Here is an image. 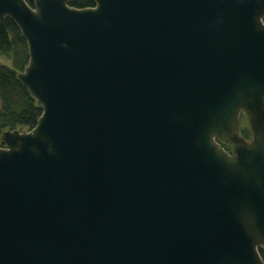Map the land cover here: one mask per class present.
I'll return each instance as SVG.
<instances>
[{
    "label": "water",
    "instance_id": "obj_1",
    "mask_svg": "<svg viewBox=\"0 0 264 264\" xmlns=\"http://www.w3.org/2000/svg\"><path fill=\"white\" fill-rule=\"evenodd\" d=\"M5 16L42 112L1 134L0 264H264V0Z\"/></svg>",
    "mask_w": 264,
    "mask_h": 264
},
{
    "label": "trees",
    "instance_id": "obj_2",
    "mask_svg": "<svg viewBox=\"0 0 264 264\" xmlns=\"http://www.w3.org/2000/svg\"><path fill=\"white\" fill-rule=\"evenodd\" d=\"M26 1L33 5V0ZM68 4L75 7H85L94 5V0H68ZM0 54L11 60L10 65L0 62L1 146L3 131L32 128L36 124L42 109L17 78V73L24 69L29 56L24 38L16 24L8 16L0 18ZM243 132L246 134L245 130ZM258 250L263 256L264 249L259 247Z\"/></svg>",
    "mask_w": 264,
    "mask_h": 264
},
{
    "label": "rangeland",
    "instance_id": "obj_3",
    "mask_svg": "<svg viewBox=\"0 0 264 264\" xmlns=\"http://www.w3.org/2000/svg\"><path fill=\"white\" fill-rule=\"evenodd\" d=\"M0 62H2L4 64H7V65H10L11 64L10 58H8L5 55H1V54H0ZM239 128H240V134H242L244 136H250V134H251L250 124H249V121H248V117H247L246 113H244V112H242L241 115H240V125H239ZM243 130L246 131V134H245V132H243ZM220 144L227 151L232 152V150H233V143L232 142H230V141H224V142H222ZM261 257H262L263 262H264V255L263 256L261 255Z\"/></svg>",
    "mask_w": 264,
    "mask_h": 264
}]
</instances>
